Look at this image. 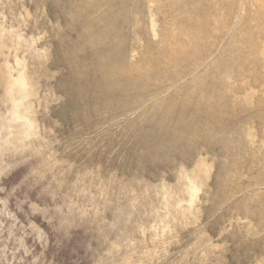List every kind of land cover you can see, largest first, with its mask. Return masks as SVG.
<instances>
[{"label": "rangeland", "instance_id": "rangeland-1", "mask_svg": "<svg viewBox=\"0 0 264 264\" xmlns=\"http://www.w3.org/2000/svg\"><path fill=\"white\" fill-rule=\"evenodd\" d=\"M101 1L0 0V264H264V0L128 1L103 69L133 67L131 94L83 39ZM181 49L197 75L245 67L188 145L150 128Z\"/></svg>", "mask_w": 264, "mask_h": 264}, {"label": "bare ground", "instance_id": "bare-ground-1", "mask_svg": "<svg viewBox=\"0 0 264 264\" xmlns=\"http://www.w3.org/2000/svg\"><path fill=\"white\" fill-rule=\"evenodd\" d=\"M128 1L130 0H102L100 3L103 5H110L113 9L119 11L117 14H104L97 21H90L91 19L88 14L82 16L84 17V22H87L88 28L87 33H85L86 35L83 34V39L89 42L87 46L97 51V61L95 63L99 68L98 70L105 74L104 83L107 90L109 92H118V85L125 83L128 85L129 94H131L135 93L134 88L138 87L139 82L145 79L140 78L136 82V79L133 78L134 76L129 73L134 70L133 67H131L130 70L121 71V79L118 81L113 79L112 71L103 69L105 58L111 59L121 54H124V57H126L124 44L122 42L129 41V39L131 41V39L135 38L137 35L129 33V31H124L131 26V21L129 22V19L125 15L130 10L128 8ZM98 22H108V24L100 28L99 31H95L97 30L95 29L97 25L94 23ZM90 31L95 35L101 36V38L99 37L100 39L98 40L89 41L88 37L89 34H91ZM114 51H117V53H114ZM181 52L185 57L180 58L179 63H176L174 66L176 69L182 68V72L176 73L175 76H170V78L180 80L184 77H190V81L175 89L171 95L153 106L152 109L156 112V123L153 120V123L150 125H154L150 128H152L151 132L154 135L156 133L158 135L159 133L164 137L174 136L177 139L175 143L188 145V143L193 142L194 139L206 136L213 137L214 133L209 126L215 119L222 117V115L224 117V113L228 112V93L230 91L241 90V87H230L227 81L230 79L238 80L244 73L245 67L242 65L243 63H239V60L231 59L223 63L220 61L212 73L208 72L206 74L197 75L194 74V71L198 69V65L192 63V53H189L187 49H181ZM160 76L162 75L157 77ZM253 77H256V74H253ZM176 129L181 132L176 134L174 131ZM190 148H188V150ZM195 151L194 148V152Z\"/></svg>", "mask_w": 264, "mask_h": 264}]
</instances>
